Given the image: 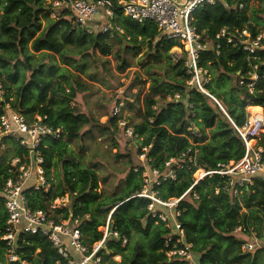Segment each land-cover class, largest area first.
Returning <instances> with one entry per match:
<instances>
[{"label": "trees", "instance_id": "obj_1", "mask_svg": "<svg viewBox=\"0 0 264 264\" xmlns=\"http://www.w3.org/2000/svg\"><path fill=\"white\" fill-rule=\"evenodd\" d=\"M251 1L259 3V7L250 5ZM239 4L244 6L241 11ZM55 13L56 18H50L43 0H0V84L5 90L4 101L28 121L37 114L47 116L50 126L63 130L61 139L47 138L41 144L45 175L51 189L47 195L26 190L30 207L46 210V203L69 193L72 200L69 209L62 211L63 218L67 219L70 211L72 219L78 220L82 243L89 250L103 239L99 227H104L108 221L110 234L97 253L100 264H191L178 256H167L165 240L171 231L148 216V199L133 198L143 186L141 172L135 173L134 168L140 166L141 148L150 145L149 165L161 171L167 158L187 150L195 154L197 167L205 170H215L219 164L243 158L244 143L230 120L242 126L249 107L260 114L262 108L264 115V51L258 52L259 60H252V64L257 65L258 80L250 94L238 85L237 77L238 73L243 76L251 70L246 53L240 46L233 47L215 37L221 29L232 34L245 28L253 36L264 31V0H215L213 5L197 7L191 13L192 26L202 42L209 44V49L201 51L197 59L198 67L207 72L209 79L203 87L221 102L226 115L196 85L187 86L190 77L184 70L185 56L177 62L169 57L171 50L181 45L163 38L155 24L137 23L117 11L114 22L122 32L110 39L101 33L88 35L73 30V15L66 8ZM120 37L126 43L124 52L138 54L146 46L145 56L155 63L166 59L173 73L165 78L150 77V96L144 99L143 106H137L138 92L132 95V102L124 104L119 115H113L111 109L100 123L75 103L77 95L88 90L78 74L90 81L97 80L95 71L88 70L86 60L90 53L85 51L110 56L113 54L110 41ZM118 60L117 69L123 73L130 66L120 55ZM175 93L180 94L178 101L172 99ZM119 101L116 100L115 105ZM124 110L134 111L139 122L132 125V118L123 116ZM2 114L0 102V116ZM122 117L142 139L134 154L136 163L131 153L119 151L123 140L117 121ZM97 138H109L111 149L116 150L115 159L125 158L124 163L128 165L122 192L114 191L109 197L101 186V182H105L98 168L84 167L79 161L89 151L86 141L95 142ZM75 143L77 148L73 151L71 146ZM11 149L0 154V164ZM14 149L19 150L15 145ZM52 169L56 182L50 177ZM6 170L5 166L0 168V177ZM178 177L177 182H164L152 189L164 200L179 198L193 179L186 171L179 172ZM223 182L219 176L205 178L178 203L181 216L177 220L184 230L185 243L192 245L195 264H264V248L244 253L241 249L244 238L232 234L236 227L252 228L264 244V181L256 178L252 185L247 183L239 198H232L221 190L214 194L216 188L222 189ZM6 218L0 195V238L5 231ZM113 232L118 233V238L112 236ZM123 240L127 241L124 246ZM179 247L173 242L170 249ZM15 251L20 261L29 264H56L61 260L51 242L40 234H19ZM5 252V242L0 239V264H8Z\"/></svg>", "mask_w": 264, "mask_h": 264}, {"label": "built area", "instance_id": "obj_2", "mask_svg": "<svg viewBox=\"0 0 264 264\" xmlns=\"http://www.w3.org/2000/svg\"><path fill=\"white\" fill-rule=\"evenodd\" d=\"M43 2L46 12L52 19L56 18L55 11L62 8L68 9L73 15L72 29L88 35L101 33L113 39L117 33H121L120 26L114 22L117 11L137 23L155 24L163 38L175 40L181 45L178 51L181 57L185 56L184 70L190 77L186 83L187 86L196 85L201 93L214 98L203 87V83L209 81L207 72L197 65L199 53L209 49V44L202 42L201 36L192 26L191 13L197 7L206 4L213 5L215 0H43ZM243 7V4H239L238 10H243ZM215 38L224 39L233 47L240 46L246 53L251 70L243 76L237 74L238 85L245 87L252 94L258 80L257 65L252 64V60H259L258 52L264 51V33L258 32L253 36L244 28L230 34L227 29H221ZM179 58L177 54H172L173 62H177ZM4 95L5 90L0 84V102L3 106V114L0 116V152L2 154L9 147L12 148L0 164V168L7 167L6 173L0 177V195L7 213L5 231L0 239L6 245L7 263L29 264L20 261L16 254L17 236L19 234H40L51 242L60 256L61 260L56 264H100L97 253L102 249L104 240L110 234L108 221L102 227L103 239L89 250L82 243L78 220L72 219L70 211L68 218H63L62 211L69 209L72 200L69 193L46 203V210L31 208L25 193L28 189L43 192L45 195L49 193L51 184L45 175V159L40 147L47 138L61 139L63 130L50 126L47 123V116L37 114L28 121L4 101ZM172 99L178 101L180 94L175 93ZM123 107L124 103L120 101L113 107V115H119ZM230 123L241 137L245 153L241 160L219 164L215 170L197 167L195 154L187 150L177 156L167 158L164 162V170L161 171L149 165L151 159L148 158L147 153L151 145L141 148L138 155L140 166H136L134 172H141L143 186L140 193L133 198L148 199L150 201L147 206L148 216L163 223L171 231L165 240L168 257L178 256L195 264L192 245L185 243L184 230L177 219L181 216L178 203L200 181L219 176L224 180L223 186L222 189L216 188L214 194H218L221 190L232 198H239L246 184H253V179L259 178L264 181L263 111L261 110L260 118L248 112L246 122L240 127L231 120ZM117 126L125 139L136 143V148H138V143L142 139L135 133L133 126L123 117L118 119ZM14 145L19 150L16 151ZM181 171L191 173L193 183L179 198L164 200L157 190L152 189L154 185L160 186L164 182H177ZM193 196L198 199L196 194ZM232 234L244 238L241 247L244 253L264 248V244L260 242L252 228L246 230L243 227H236ZM112 236L118 238V233L113 232ZM126 242L123 240V246ZM173 242L179 244L180 247L171 250L170 246ZM77 257L80 260H77ZM115 260L118 261L119 258L116 257Z\"/></svg>", "mask_w": 264, "mask_h": 264}, {"label": "rangeland", "instance_id": "obj_3", "mask_svg": "<svg viewBox=\"0 0 264 264\" xmlns=\"http://www.w3.org/2000/svg\"><path fill=\"white\" fill-rule=\"evenodd\" d=\"M250 5L255 8L259 7V3L254 1H251ZM261 29L263 28L260 27V30ZM261 32L264 33L263 30H261ZM110 44L113 51V54L110 56H103L98 51H94V53L92 50L85 51L90 53L86 60L88 63V70L91 72L95 71L97 80L90 81L86 76L78 74L86 83L88 90L82 94H78L75 103L82 112L98 120L100 123L105 121L106 116L115 106L116 100L123 101L124 104L130 101L132 102V95L139 92L140 100L137 106H143L144 99L150 96L148 90L150 77L156 75L157 77L165 78V76H170L173 73L166 59L162 58L155 63L152 61L151 57H146V46L142 47L140 53L134 54L131 52H124L126 43L122 37H120L119 40L110 41ZM178 49V47H175L171 50L169 54L171 61L173 60L171 59L172 54H177L181 57ZM119 55L121 58L125 59L130 66L126 68L123 73H120L117 69ZM55 59L60 65L58 57ZM149 68L150 70H148ZM218 102L221 105V102ZM247 111L252 113L253 116H258L260 113L258 110L249 111V108ZM123 116H130L132 118V125L139 122L134 111L124 110ZM94 136H97L95 131ZM119 136L123 140L122 142L120 141L121 139L119 140V151L123 154L126 152L131 153L133 161L136 163L137 160L135 161L134 159V154L136 155V143L128 142L120 129ZM86 144L89 147V151L80 157L79 161L81 165L84 167L93 165L95 168H98V172L104 177L105 182V184L101 182V186L108 197L109 194H112L114 191L118 193L122 192L124 188V179L128 170V165L124 163L126 159H115L113 154L116 150L111 149L112 146L109 142V138H97L95 142L88 139ZM76 148L77 143L71 146L73 151H76ZM6 156H8V154ZM50 177L53 179V182H56L55 171L53 169L51 170ZM99 231H102V227H99Z\"/></svg>", "mask_w": 264, "mask_h": 264}, {"label": "water", "instance_id": "obj_4", "mask_svg": "<svg viewBox=\"0 0 264 264\" xmlns=\"http://www.w3.org/2000/svg\"><path fill=\"white\" fill-rule=\"evenodd\" d=\"M211 98V97H210ZM217 105H218V107L220 108V110L226 115V113H225V111H224V109L223 108H221L219 105V102H217V101H215V99L214 98H211ZM115 210V209H114ZM113 210V211H114ZM113 211L110 213V215H109V217L111 216V214L113 213ZM108 220H109V218H108Z\"/></svg>", "mask_w": 264, "mask_h": 264}, {"label": "bare ground", "instance_id": "obj_5", "mask_svg": "<svg viewBox=\"0 0 264 264\" xmlns=\"http://www.w3.org/2000/svg\"><path fill=\"white\" fill-rule=\"evenodd\" d=\"M260 115H261V114L259 113V115H258V116H255V117H256V118H260ZM251 144H252V143H251Z\"/></svg>", "mask_w": 264, "mask_h": 264}, {"label": "crops", "instance_id": "obj_6", "mask_svg": "<svg viewBox=\"0 0 264 264\" xmlns=\"http://www.w3.org/2000/svg\"><path fill=\"white\" fill-rule=\"evenodd\" d=\"M249 109H253V107H249ZM249 111H256V110H249Z\"/></svg>", "mask_w": 264, "mask_h": 264}]
</instances>
